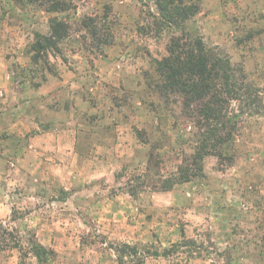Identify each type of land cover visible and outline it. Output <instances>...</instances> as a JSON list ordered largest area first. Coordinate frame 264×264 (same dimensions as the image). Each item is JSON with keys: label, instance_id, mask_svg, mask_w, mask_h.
<instances>
[{"label": "rangeland", "instance_id": "obj_1", "mask_svg": "<svg viewBox=\"0 0 264 264\" xmlns=\"http://www.w3.org/2000/svg\"><path fill=\"white\" fill-rule=\"evenodd\" d=\"M58 1L0 0V264H40L14 238L50 264H264V116L244 117L231 159L159 191L203 127L159 89L154 60L180 32L157 27V0ZM198 4L183 27L264 91V0ZM54 18L68 36L33 59Z\"/></svg>", "mask_w": 264, "mask_h": 264}, {"label": "trees", "instance_id": "obj_2", "mask_svg": "<svg viewBox=\"0 0 264 264\" xmlns=\"http://www.w3.org/2000/svg\"><path fill=\"white\" fill-rule=\"evenodd\" d=\"M53 1L49 12L66 10L60 7L62 3L58 0ZM199 1L157 0L156 3L160 13V18H156L157 27L167 26L180 32L171 37L167 55L154 60L161 78L159 89L164 94H178L185 112L202 123L204 128H201L194 154L183 160L176 173L160 180L157 189L163 192L204 177L203 163L207 156L231 159V156L223 153V146L233 141L244 117L264 116V91L249 86L226 53L217 47H209L203 37L183 27L184 22L199 12ZM91 25L85 23L84 26L96 37L98 27L93 25L90 28ZM50 29L49 36L36 35L35 42L29 48V53L34 54L33 59L49 49L56 50L68 36L69 27L58 18L51 19ZM139 187L129 185L126 193L136 196ZM14 239L12 248L19 250L23 258L31 254L40 264H50L55 256L53 250L39 243L24 245L20 238ZM125 247L131 248L129 245Z\"/></svg>", "mask_w": 264, "mask_h": 264}, {"label": "crops", "instance_id": "obj_3", "mask_svg": "<svg viewBox=\"0 0 264 264\" xmlns=\"http://www.w3.org/2000/svg\"><path fill=\"white\" fill-rule=\"evenodd\" d=\"M55 135H56V134H55ZM55 135H54V136H55ZM46 136H48V137H49V136H52V135H46ZM49 138H50V137H49Z\"/></svg>", "mask_w": 264, "mask_h": 264}]
</instances>
